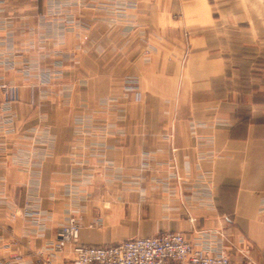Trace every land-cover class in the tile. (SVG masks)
Returning <instances> with one entry per match:
<instances>
[{"label": "crops", "instance_id": "1", "mask_svg": "<svg viewBox=\"0 0 264 264\" xmlns=\"http://www.w3.org/2000/svg\"><path fill=\"white\" fill-rule=\"evenodd\" d=\"M3 1L0 264H72L48 246L71 212L80 244L174 230L264 264V94L251 65L226 94L225 55L180 27L211 21L206 0L179 18L173 0Z\"/></svg>", "mask_w": 264, "mask_h": 264}, {"label": "rangeland", "instance_id": "2", "mask_svg": "<svg viewBox=\"0 0 264 264\" xmlns=\"http://www.w3.org/2000/svg\"><path fill=\"white\" fill-rule=\"evenodd\" d=\"M191 1L194 0H173V3L175 4V6L171 9L173 14L179 18L180 16H183L182 14L185 10L189 11V13L191 10H196V8L185 9L184 6ZM2 2L4 1L0 0V3ZM206 4L209 8V16L211 17V21L209 23L205 24V26L200 25V23L192 25V21H190V23L186 25L187 23L184 21L185 24L183 23L180 27L188 33H206L209 37V43L212 45V48H214L218 53H223L225 55L230 70V74L228 75L229 77L228 79L226 78V81H229L228 83L231 85L228 86V84H226V86H228L226 88V94L229 93V95L237 96L239 94L242 95L244 90H247L244 89L245 86H242V82L238 81L239 72L234 66H238L240 70L245 69V71H247L249 69L248 66L250 65L253 67V69H251L253 72L252 81H254L253 83L256 85V96L259 97L261 94H264V0H206ZM122 12H124V10H121L119 13L121 14ZM81 26L84 29L85 40H88L91 31H93V26L87 23H82ZM169 28L171 29L172 26L167 25L165 27L166 30ZM140 30L142 31V28H140ZM143 31L147 35V31L144 29ZM151 48L152 45L149 44L146 39L144 43V52L149 53ZM234 55H236V57H233ZM70 58L72 59V57ZM51 66H53L55 69L54 71L57 72L61 71L64 63L61 59H57L53 61ZM127 78L125 89L133 92L138 91L139 89L137 88L135 82V76L128 74ZM49 79L50 78L45 79L44 73L40 75V83L42 84L48 83ZM218 84L221 85L222 92L224 82L219 81L217 85ZM2 86L7 88L9 92H13L11 91L12 89L14 90V88L8 87L7 84H2ZM22 210L24 217H34L35 211L29 205L24 207ZM72 219H75L81 229V223L78 215L74 212L69 213L67 219L59 227L55 241L50 243L48 246L49 250L60 251L65 245H69L71 247V251L73 252V263L75 246L80 244L77 242L80 237V231L76 240H65L63 243L61 242L59 247H57L58 243H60L58 237L59 233ZM179 232L185 234L183 231ZM226 253L230 257L229 253Z\"/></svg>", "mask_w": 264, "mask_h": 264}, {"label": "built area", "instance_id": "3", "mask_svg": "<svg viewBox=\"0 0 264 264\" xmlns=\"http://www.w3.org/2000/svg\"><path fill=\"white\" fill-rule=\"evenodd\" d=\"M79 225L75 219L59 233L57 247L76 240ZM72 264H232L226 251L197 247L184 233L167 231L156 235L124 239L110 245L77 244Z\"/></svg>", "mask_w": 264, "mask_h": 264}]
</instances>
